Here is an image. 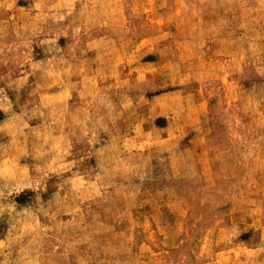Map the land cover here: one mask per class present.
<instances>
[{
  "label": "rangeland",
  "instance_id": "1",
  "mask_svg": "<svg viewBox=\"0 0 264 264\" xmlns=\"http://www.w3.org/2000/svg\"><path fill=\"white\" fill-rule=\"evenodd\" d=\"M0 264H264V0H0Z\"/></svg>",
  "mask_w": 264,
  "mask_h": 264
}]
</instances>
